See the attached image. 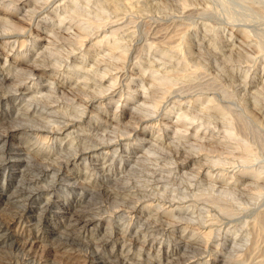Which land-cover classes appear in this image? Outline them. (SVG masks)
I'll return each mask as SVG.
<instances>
[{"label":"rangeland","instance_id":"1","mask_svg":"<svg viewBox=\"0 0 264 264\" xmlns=\"http://www.w3.org/2000/svg\"><path fill=\"white\" fill-rule=\"evenodd\" d=\"M228 2L0 0V264H264V0Z\"/></svg>","mask_w":264,"mask_h":264},{"label":"bare ground","instance_id":"2","mask_svg":"<svg viewBox=\"0 0 264 264\" xmlns=\"http://www.w3.org/2000/svg\"><path fill=\"white\" fill-rule=\"evenodd\" d=\"M202 1H203V0H202ZM207 1H208V0H207ZM218 1H219V0H217V3H218ZM228 1H229L230 3H231V2H234V0H228ZM200 2H201V1H200ZM229 2H228V3H229ZM235 2H239V1H235ZM23 3H25V2H23ZM204 3H205V2H204ZM28 4H29V3H28ZM202 4H203V3H202ZM238 4H240V3H238ZM201 7H202V6H201ZM261 7H262V6H261ZM202 8H203V7H202ZM202 8H201V9H202ZM259 8H260V7H259ZM259 8H257V9H259ZM207 9H208V8H207ZM250 9H252V11H254L253 8H250ZM262 9H263V8H262ZM262 9H261V10H258V12L261 11V12H259V13H261V15L264 13V12L262 13V11H263ZM203 10H204V9H203ZM220 10H222V9H220ZM255 10H256V8H255ZM244 11H246V9H245ZM244 11H242V13H243ZM252 11H251V12H252ZM248 12H250L249 9H248ZM255 12H257V10H256ZM255 12H254V13H255ZM201 13H202V12H201ZM222 13H223V12H222ZM245 13H246V12H245ZM245 13H244V14H245ZM252 13H253V12H252ZM254 13H253V15H254ZM257 14H258V13H257ZM240 15H241V14H240ZM251 15H252V14H251ZM253 15H252V17L254 18ZM263 15H264V14H263ZM263 15H262V16H263ZM217 16H218V15H217ZM227 16H228V15H227ZM238 16H239V15H238ZM247 16H248V15H247ZM241 17H243V16H241ZM255 17H256V16H255ZM211 18H212V17H211ZM227 18H228V17H227ZM237 18H238V17H237ZM244 18H246V17H244ZM213 19H214V18H213ZM232 19H233V18H232ZM230 20H231V19H230ZM207 21H208V20H207ZM232 21H235V20H232ZM248 21H249V20H248ZM6 22H8V21H6ZM9 22H10V24H11V21H9ZM217 22H218V21H217ZM207 23H209V22H207ZM213 23H215V22H213ZM220 23H221V22H220ZM6 24H8V23H6ZM203 24H204V23H203ZM209 24H210V23H209ZM200 25H201V24H200ZM245 25H246V24H245ZM247 25H248V24H247ZM11 26H12V25H11ZM14 26H15V25H14ZM210 27H211V26H210ZM231 27H232V26H231ZM231 27H230V29H231ZM253 27H254V26H253ZM253 27H252V28H253ZM212 28H213V27H212ZM232 28H233V27H232ZM241 28H242V27H241ZM241 28H240V31H239V32H241ZM238 29H239V28H238ZM19 31H20V30H19ZM21 31H22V30H21ZM251 31L253 32L254 30H251ZM257 31H258V30H257ZM259 31H261V30H259ZM239 32H237V33H239ZM242 32H243V31H242ZM254 32H255V31H254ZM261 32H262V31H261ZM19 33H20V32H19ZM20 34H21V33H20ZM243 34H245V33H243ZM258 34H259V33H258ZM256 35H257V34H256ZM241 36H242V34H241ZM243 36H244V35H243ZM254 36H255V35H254ZM262 36H263L262 39H264V35H262ZM210 38H212V37H210ZM212 39H213V38H212ZM258 39L260 40V37H259ZM262 39H261V40H262ZM208 40H209V39H208ZM243 40H245V39H243ZM255 40H256V39H255ZM256 41H257V40H256ZM207 42H208V41H207ZM31 43H32V42H31ZM262 43H263V42H262ZM260 44H261V43H260ZM263 44H264V43H263ZM225 46H226V45H225ZM260 46H262V45H260ZM28 47H29V46H28ZM261 48H264V47H261ZM44 49H45V48H44ZM204 49H205V48H204ZM228 49H230V48H228ZM41 50H42V49H41ZM39 51H40V50H39ZM206 51H207V50H206ZM244 51H245V50H244ZM19 52H20V51H19ZM37 52H38V51H37ZM211 52H212V51H211ZM253 52H254V51H253ZM257 52H258V51H257ZM51 53H52V52H51ZM239 53H240V52H239ZM245 53H247V52H245ZM245 53H244V54H245ZM261 53H262V52H261ZM46 54H47V53H46ZM46 54H45V55H46ZM49 54H50V53H49ZM52 54H53V53H52ZM210 54H211V53H210ZM241 54H242V53H241ZM252 54H253V53H252ZM20 55H21V53H20ZM36 55H37V54H36ZM42 55H43V54H42ZM242 55H243V54H242ZM253 55H254V54H253ZM16 56H17V55H16ZM39 56H40V55H39ZM47 56H48V55H47ZM49 56H50V55H49ZM205 56H206V55H205ZM244 56H245V55H244ZM34 57H35V56H34ZM237 57H238V56H237ZM246 57H247V54H246ZM17 58H18V57H17ZM38 58H39V57H38ZM40 58H41V57H40ZM40 58H39V59H40ZM47 58H48V57H47ZM49 58H50V57H49ZM19 59H20V58H19ZM40 60H41V59H40ZM30 61H31V60H30ZM49 61H50V60H48V62H49ZM31 62H32V61H31ZM33 62H34V61H33ZM4 63H5V62H4ZM34 63H35V62H34ZM51 63H52V62H51ZM29 64H30V63H29ZM40 64H41V63H40ZM44 64H45V63H44ZM49 64H50V63H49ZM49 64H48V65H49ZM54 64H55V63H54ZM2 65H3V64H2ZM11 65H12V64H11ZM55 65H56V64H55ZM33 66H34V65H33ZM46 66H47V65H46ZM56 66H57V65H56ZM36 67H37V66H34V67L30 68L29 72L31 73V72H33L34 70H36V69H37ZM42 67H43V66H42ZM48 67H49V66H48ZM52 67H53V66H52ZM25 68H26V67H25ZM40 68H41V67H40ZM12 69H13V68H12ZM18 69H19V68H18ZM18 69H17V70H18ZM20 69H21V68H20ZM20 69H19V70H20ZM22 69H23V68H22ZM7 71H8V70H7ZM10 71H11V69H10ZM18 72H19V71H18ZM21 72H22V71H21ZM10 73H11V72H10ZM42 73H43V72H42ZM77 73H78V72H77ZM7 74H8V73H7ZM18 74H19V73H18ZM82 74H83V73H82ZM10 75H11V74H10ZM14 75H15V74H14ZM27 75H29V74H27ZM46 75H47V74H46ZM3 76H4V75H3ZM25 76H26V75H25ZM76 76H77V75H76ZM0 77H1V76H0ZM26 77H27V76H26ZM28 77H29V76H28ZM28 77H27V78H28ZM54 77H55V76H54ZM81 77H82V76H81ZM20 78H21V77H20ZM57 78H58V77H57ZM66 78H67V77H66ZM79 78H80V77H79ZM82 78H83V77H82ZM21 79H22V78H21ZM70 79H71V78H70ZM72 79H73V78H72ZM14 80H15V79H14ZM22 80H23V79H22ZM38 80H39V79H38ZM73 80H74V79H73ZM18 81H19V80H18ZM24 81H25V80H24ZM41 81H42V80H41ZM15 82H16V81H15ZM20 82H21V81H20ZM49 82H50V81H49ZM74 82H75V81H74ZM80 82H81V81H80ZM32 83H33V82H32ZM72 83H73V82H72ZM50 84H51V83H50ZM76 84H77V83H76ZM6 85H7V83H6ZM20 85H21V84H20ZM81 86H82V85H81ZM48 87H49V86H48ZM74 87H75V86H74ZM7 88H8V87H7ZM27 88H28V87H27ZM55 88H56V86H55ZM55 88H53V89H55ZM71 88H72V87H71ZM77 88H78V87H77ZM80 88H81V87H80ZM83 88H84V86H83ZM9 89H10V88H9ZM9 89H8V90H9ZM47 89H48V88H47ZM14 90H15V89H14ZM30 90H31V89H30ZM85 90H86V89H85ZM85 90H84V91H85ZM17 91H18V89H17ZM76 91H77V90H76ZM84 91H82V92H84ZM89 91H90V90H89ZM11 92H12V91H11ZM49 92H50V91H49ZM91 92H92V91H91ZM95 92H96V90H95ZM98 92H99V91H98ZM114 92H115V91H114ZM12 93H13V92H12ZM61 93H63V92H61ZM78 93H79V92H78ZM87 93H88V92H87ZM20 94H21V95H22V94L25 95L24 93H20ZM42 94H43V93H42ZM42 94H41V95H42ZM49 94H51V93H49ZM49 94H48V95H49ZM33 95H34V94H33ZM69 95H70V94H69ZM69 95H68V96H69ZM76 95H77V94H76ZM94 95H95V94H94ZM105 95H107V94H105ZM109 95H110V94H109ZM26 96H27V95H26ZM1 97H2V96H1ZM24 97H25V96H24ZM57 97H58V96H57ZM59 97H60V96H59ZM64 97H66V96H64ZM83 97H84V96H83ZM32 98H33V97H32ZM48 98H49V97H48ZM60 98H62V97H60ZM84 98H85V97H84ZM84 98H83V99H84ZM26 99H27V97H26ZM50 99H51V98H50ZM22 100H23V99H22ZM27 100H29V99H27ZM62 100H63V98H62ZM84 100H85V99H84ZM32 101H33V99H32ZM41 101H42V100H41ZM68 101H69V99H68ZM33 102H35V101H33ZM42 102H43V101H42ZM28 103H29V102H28ZM35 103H37V101H36ZM38 103L41 104L40 102H38ZM62 103H63V102H62ZM43 104H44V103H43ZM35 105H36V104H35ZM62 105H63V104H62ZM70 105H71V104H70ZM36 106H37V105H36ZM47 106H48V105H47ZM49 106H50V105H49ZM72 106H73V105H72ZM76 107H77V106H76ZM37 108H38V107H37ZM73 108H74V107H73ZM78 108H79V107H78ZM74 109H75V108H74ZM76 109H77V108H76ZM31 110H32V109H31ZM34 110H36V109L34 108ZM37 110H39V109H37ZM39 111H40V110H39ZM52 111H53V110H52ZM83 111H84V110H83ZM33 112H34V111H32V114H33ZM74 112H75V110H74ZM79 112H80V111H79ZM79 112H78V113H79ZM89 112H90V111H89ZM59 113H60V112H59ZM34 114H35V113H34ZM40 114H43V113H40ZM46 114H47V113H46ZM48 114H49V113H48ZM50 114H51V113H50ZM60 114H61V113H60ZM91 114H92V113H91ZM12 115H13V114H12ZM36 115H37V114H36ZM51 115H52V114H51ZM14 116H15V115H14ZM59 116H60V115H59ZM25 117H26V116H25ZM37 117H38V116H37ZM62 117H63V116H62ZM66 117H67V116H66ZM94 117H95V116H94ZM28 118H29V117H28ZM95 118H97V117H95ZM42 119H43V118H42ZM45 119H46V118H45ZM72 120H73V118H72ZM90 120H91V119H90ZM34 121H35V120H34ZM40 121H41V120H40ZM50 121H51V120H50ZM36 122H37V121H36ZM36 122H35V126H36ZM48 122H49V121H48ZM66 122H67V121H66ZM30 123H31V122H30ZM46 123H47V122H46ZM50 124H51V123H50ZM97 124H98V123H97ZM97 124H96V125H97ZM100 124H101V123H100ZM102 124H104V123H102ZM56 126H57V125H56ZM64 126H65V125H64ZM91 126H92V125H91ZM29 127H30V126H29ZM40 127H41V126H40ZM53 127H54V126H53ZM67 127H68V126H67ZM112 127H113V126H112ZM61 128H62V127H61ZM61 128L58 126V130H57L56 134H58V135L62 134L63 131H62ZM112 129H114V128H112ZM133 129H135V128H132V130H133ZM53 130H54V129H53ZM64 130H65V129H64ZM67 130H68V129H67ZM78 130H79V127H78ZM114 130H115V129H114ZM55 131H56V130H55ZM69 131H70V130H69ZM95 131H96V130H95ZM79 132H80V131H79ZM49 133H50V132H49ZM49 133H48V134H49ZM63 133H64V132H63ZM67 133H68V132H67ZM64 134H65V135H68V134H66V133H64ZM81 134H82V133H81ZM69 135H70V134H69ZM90 135H91V134H90ZM41 136H42V135H41ZM46 136H47V135H45L44 137H46ZM50 136H51V135H50ZM55 136L57 137V135H55ZM55 136H54V138H55ZM86 137H87V136H86ZM102 137H103V136H102ZM104 137H105V136H104ZM46 138H48V137H46ZM50 138H51V137H50ZM58 138H60V137H58ZM58 138H57V140H58ZM63 138H64V137H62V139H63ZM91 138H92V137H91ZM92 139H93V138H92ZM34 140H35V139H34ZM55 140H56V138H55ZM59 140H60V139H59ZM52 141H53V139H52ZM101 141H102V139H101ZM92 142H93V141H92ZM102 142H103V141H102ZM59 143H60V141H59ZM89 143H90V142H89ZM108 143H109V142H108ZM136 143H137V142H136ZM2 144H3V143H2ZM93 145H94V144H93ZM143 145H144V144H143ZM139 146H140V145H139ZM45 147H46V146H45ZM126 147H127V146H126ZM126 147H125V148H126ZM84 148H85V147H84ZM148 150H151V149H148ZM81 151H82V150H81ZM114 151H115V150H114ZM13 152H14V151H13ZM22 152H23V151H22ZM48 152H49V151H48ZM72 152L75 153L73 150H72ZM101 152H102V151H101ZM150 152H151V151H150ZM150 152H149V153H150ZM69 153H70V152H69ZM102 153H104V152H102ZM121 153H122V151H121ZM35 154H36V153H35ZM37 154H38V153H37ZM71 154H72V153H71ZM94 155H95V154H94ZM115 155H116V152H115ZM115 155H114V156H115ZM138 155H139V154H138ZM28 156H29V155H28ZM74 156H75V154H74ZM74 156H73V157H74ZM101 156H102V155H101ZM141 156H142V155H141ZM33 157H34V156H33ZM97 157H98V156H97ZM99 157H100V156H99ZM29 158H30V157H29ZM40 158H41V157H40ZM115 158H117V161L120 162V163L123 162V160H124L123 158L126 159V157H122V155H118V157H115ZM16 159H17V158H16ZM41 159H42V158H41ZM56 159H57V158H56ZM94 159H95V158H94ZM34 160H36V159H34ZM59 160H60V159H59ZM100 160H102V159H100ZM111 160H112V159H111ZM145 160H146V159H145ZM41 161H42V160H41ZM41 161H40V162H41ZM137 161H138V160H137ZM148 161H149V160H148ZM153 161H154V160H153ZM43 162H44V161H43ZM43 162H42V163H43ZM71 162H72V161H71ZM110 162H111V161H110ZM141 162H143V161H141ZM150 162H152V161H150ZM36 163H38V161H37ZM90 163H91V162H90ZM102 163H103V162H102ZM120 163H119V164H120ZM136 163H137V162H136ZM72 164H73V162H72ZM92 164H93V163H92ZM104 164H105V163H104ZM126 164H127V163H126ZM139 164H140V163H139ZM155 164H156V162H155ZM4 165H5V164H4ZM44 165H46V163H45ZM44 165H43V166H44ZM132 165H134V164H132ZM152 165H153V164H152ZM164 165H166V164H164ZM84 166H85V165H84ZM99 166H100V165H99ZM101 166H104V165L102 164ZM3 167H4V166H3ZM59 167H60V166H59ZM56 168H57V167H56ZM77 168H78V167H77ZM129 168H130V166H129ZM3 169H4V168H3ZM126 169H127V168H126ZM142 169H143V168H142ZM172 169H173V168H172ZM134 170H136V169H134ZM165 170H167V169H165ZM168 170H169V169H168ZM101 171H102V170H101ZM108 171H109V170H108ZM146 171H147V170H146ZM56 172H57V171H56ZM88 172H89V171H88ZM92 172H93V171H91V173H92ZM147 172H149V171H147ZM150 172H152V171H150ZM170 172H171V170H170ZM152 173H154V172H152ZM167 173H168V172H167ZM188 173H189V172H188ZM204 173H205V172H204ZM1 174H2V171H1ZM4 174H5V173H4ZM54 174H55V173H54ZM89 174H90V173H89ZM122 174L124 175V173H122ZM145 174H146V173H145ZM183 174H184V173H183ZM5 175H6V174H5ZM52 175H53V174H52ZM67 175H68V174H67ZM109 175H110V174H109ZM123 175H122V176H123ZM146 175H147V174H146ZM177 175H178V174H177ZM50 176H51V175H50ZM148 176H149V175H148ZM162 176H163V175H162ZM185 176H186V175H185ZM192 177H193V176H192ZM117 178H118V177H117ZM126 178H127V177H126ZM138 178H139V177H138ZM159 178H160V176H159ZM210 178H211V177H210ZM118 179H119V178H118ZM151 179H152V178H151ZM160 179H161V178H160ZM162 179H163V178H162ZM134 180H135V179H134ZM122 181H123V180H122ZM180 181H181V180H180ZM199 181H200V180H199ZM203 181H204V180H203ZM236 181H237V180H236ZM125 182H126V181H125ZM125 182H124V183H125ZM190 182H191V181H190ZM200 182H201V181H200ZM204 182H205V181H204ZM202 183H203V182H202ZM75 184H76V183H75ZM87 184H88V182H87ZM132 184H133V183H132ZM163 184H164V183H163ZM165 184H166V183H165ZM178 184H179V183H178ZM185 184H186V183H185ZM243 184H244V183H243ZM77 185H79V184H77ZM124 185H125V184H124ZM167 185H168V184H167ZM248 185H249V184H248ZM79 186H80V185H79ZM120 186H121V185H120ZM172 186H173V185H172ZM202 186H203V185H202ZM81 187H82V186H81ZM83 187H84V186H83ZM83 187H82V189H83ZM193 187H194V186H193ZM86 188H87V187H86ZM140 188H141V187H140ZM203 188H204V187H203ZM149 189H150V188H149ZM169 189H170V188H169ZM192 189H193V188H192ZM225 189H226V188H225ZM246 189H247V188H246ZM159 190H160V189H159ZM163 190H164V189H163ZM181 190H182V189H181ZM184 190H185V189H184ZM201 190H202V189H201ZM215 190H216V189H215ZM259 190H260V189H259ZM182 191H183V190H182ZM185 191H186V190H185ZM197 191H198V189H197ZM218 191H219V189H218L216 192H218ZM221 191H222V190H221ZM79 192H80V191H79ZM131 192H132V191H131ZM186 192H187V191H186ZM198 192H201V191H198ZM76 193H77V192H76ZM133 193H134V192H133ZM142 193H143V192H142ZM142 193H141V194H142ZM152 193H153V192H152ZM156 193H157V192H156ZM194 193H195V192H194ZM196 193H197V192H196ZM136 194H137V193H136ZM157 194L159 195V193H157ZM214 194H215V192H214ZM216 194H218V193H216ZM38 195H39V194H38ZM148 195H150V194H148ZM166 195H168V194H166ZM187 195H188V194H187ZM130 196H131V195H130ZM132 196H133V195H132ZM171 196H172V195H171ZM176 196H177V195H176ZM225 196H226V195H225ZM138 197H139V196H138ZM142 197H143V195H142ZM149 197H150V196H149ZM153 197H154V196H153ZM158 197H159V196H158ZM146 198H147V197H146ZM211 198H212V197H211ZM49 199H50V198H49ZM129 199H130V198H129ZM164 199H165V198H164ZM196 199H197V198H196ZM225 199H226V198H225ZM225 199H224V200H225ZM181 200H182V199H181ZM214 200H215V199H214ZM47 201H49V200L47 199ZM182 201H183V200H182ZM215 201H216V200H215ZM217 201H218V200H217ZM136 202H137V200H136ZM155 202H156V201H155ZM212 202H213V201H212ZM202 203H204V202H202ZM207 203H208V202H207ZM209 203H211V202H209ZM213 203H214V202H213ZM148 204H149V203H148ZM151 204H152V203H151ZM211 204H212V203H211ZM220 204H221V203H220ZM169 205H170V204H169ZM207 205H208V204H207ZM213 205H214V204H213ZM213 205H212V207H213ZM222 205H225V203L222 204ZM222 205H221V208H222L221 211L223 210L225 215L228 214V213H226V212H231V211H232V210H231V207H230V209H229V208L226 207V205H225V206H222ZM171 206H172V205H171ZM184 206H185V205H184ZM219 206H220V205H219ZM230 206H231V205H230ZM208 207H209V206H208ZM214 207H215V206H214ZM143 208H145V207H143ZM185 208H186V207H185ZM206 208H207V207H206ZM146 209H147V208H146ZM190 209H191V208H190ZM216 209H218V208L216 207ZM124 210H125V209H124ZM176 210H177V209H176ZM192 210H193V209H192ZM210 210H211V209H210ZM140 211H141V210H140ZM189 211H190V210H189ZM221 211H220V212H221ZM223 211H222V214H223ZM225 211H226V212H225ZM175 213H176V212H175ZM196 213H197V212H196ZM207 213H208V212H207ZM207 213H206V214H207ZM217 213H218V212H217ZM153 214H154V213H153ZM224 214H223V215H224ZM231 214H232V212H231ZM234 214H235V213H234ZM203 215H204V214H203ZM228 215H230V213H229ZM196 216H197V215H195V217H196ZM234 217H235V216H234ZM139 218H140V217H139ZM144 218H145V217H144ZM257 218H258V217H257ZM263 218H264V217H263ZM199 219H202V217L199 218ZM149 220H150V219H149ZM153 220H154V219H153ZM257 220H262V221H263L264 219H261V218H260V219H257ZM157 221H158V220H157ZM200 221H201V220H200ZM200 221H199V222H200ZM211 221H212V220H211ZM142 222H143V221H141V223H142ZM147 222H149V221H147ZM150 222H151V221H150ZM195 222H196V221H195ZM202 222H203V221H202ZM139 223H140V222H139ZM262 223H264V221H263ZM149 224H150V223H149ZM149 224H148V225H149ZM259 224H260V223H259ZM167 226H168V225H167ZM138 227H139V226H138ZM189 227H190V226H189ZM182 228H183V227H182ZM195 228H196V227H195ZM210 228H211V227H210ZM218 228H219V227H218ZM262 228H263V227H262ZM136 229H137V228H136ZM235 229H236V228H235ZM137 230H138V229H137ZM171 230H172V228H171ZM212 230H213V229H212ZM214 230H215V228H214ZM139 231H140V230H139ZM210 231H211V230H210ZM182 232H183V231H182ZM198 232H199V231H198ZM214 232H215V231H214ZM156 233H157V232H156ZM210 233H211V232H209V230H208V231L205 233L204 236L208 237V236L210 235ZM212 233H213V232H212ZM161 234H162V233H161ZM28 235H29V234H28ZM191 237H192V236H191ZM230 237H231V236H230ZM237 237H238V236H237ZM154 238H155V237H154ZM144 239H145V238H144ZM166 240H167V239H166ZM166 240H165V241H166ZM144 241H145V240H144ZM237 241H239V240H237ZM210 243H211V242H210ZM232 243H233V240H232ZM149 244H150V243H149ZM213 244H214V243H213ZM150 245H151V244H150ZM166 245H167V244H166ZM158 246H159V245H158ZM175 246H176V245H175ZM148 248H149V247H148ZM170 248H171V247H170ZM224 248H225V247H224ZM213 249H214V248H213ZM148 250H149V249H148ZM166 251H167V250H166ZM183 251H184V250H183ZM185 251H186V250H185ZM185 251H184V252H185ZM217 251H218V250H217ZM139 252H140V251H139ZM161 253H162V252H161ZM117 254H118V253H117ZM155 254H156V253H155ZM182 255H183V253H182ZM240 255H241V254H240ZM147 256H148V254H147ZM200 256H202V255H200ZM203 256H204V255H203ZM208 256H209V255H208ZM159 257H160V256H159ZM187 257H188V256H187ZM237 257H238V256H237ZM175 258H176V257H175ZM148 259H149V258H148ZM215 259H216V258H215ZM149 260H150V259H149ZM173 260H174V259H173ZM147 261H148V260H147ZM151 261H152V260H151ZM202 261H203V260H202ZM206 261H207V260H206ZM211 261H212V260H211ZM240 261H241V260H240ZM145 262H146V261H145ZM232 262H233V261H232ZM232 262H231V263H232ZM168 263H169V262H168ZM174 263H175V262H174ZM174 263H173V264H174ZM176 263H177V262H176ZM202 263H206V262H202ZM181 264H182V263H181ZM211 264H212V263H211ZM229 264H230V263H229Z\"/></svg>","mask_w":264,"mask_h":264}]
</instances>
